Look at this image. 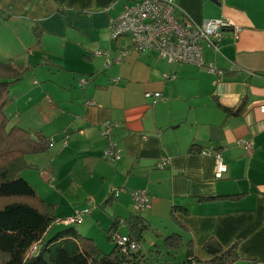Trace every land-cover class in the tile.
I'll return each instance as SVG.
<instances>
[{"label":"crops","instance_id":"0c3cea01","mask_svg":"<svg viewBox=\"0 0 264 264\" xmlns=\"http://www.w3.org/2000/svg\"><path fill=\"white\" fill-rule=\"evenodd\" d=\"M133 1L0 0V61H12L26 73L39 66L55 72L69 63L84 65L87 83H79L75 98H68L75 106L72 122L57 143L42 134L49 139L48 150L56 151L55 161L77 156L88 175L109 179L107 201L113 199L112 189L129 192L115 194L117 204L126 206L131 192H145L150 206L139 215L147 220L146 212L151 222L158 211L168 210L172 225L165 236L176 234L190 243L192 259L199 262L187 257L188 264L209 260L203 246L211 238L223 248L236 244L238 259L233 264H264V0H170L177 16L184 14L197 24L221 19L240 30L235 36L226 29L218 51L204 45L203 67L168 65L154 52H133L107 67L106 56L96 54L114 61L119 51L130 49L127 38L111 40L110 24ZM154 93L161 95L155 102ZM16 99L12 96V102ZM46 104L66 113L49 99ZM224 109L240 111L231 115ZM15 110L19 126L22 118ZM106 122L118 125L108 136ZM65 138L69 150H61ZM109 141L120 153L113 166L103 158ZM239 141L250 142L252 151L247 153ZM191 147L199 153H191ZM214 152L226 165L220 180L214 178ZM163 160L168 166L158 169ZM46 163L47 172L41 174L55 183L53 190L62 193L73 186L72 171L71 183L59 164ZM225 196L236 198L214 199ZM173 207L186 212L171 217ZM69 211L57 217H67ZM131 214L138 212L129 209L116 219L125 225Z\"/></svg>","mask_w":264,"mask_h":264},{"label":"trees","instance_id":"16d2710c","mask_svg":"<svg viewBox=\"0 0 264 264\" xmlns=\"http://www.w3.org/2000/svg\"><path fill=\"white\" fill-rule=\"evenodd\" d=\"M26 72V68L12 61H0V200L28 199L37 207L18 202L0 209V264H138L140 251L122 252L115 245L110 253L104 254L89 237L74 228L75 224L62 225L63 219L55 216L53 205L40 199L35 189L21 177L20 172L26 167L25 156L44 153L49 148V142L41 132L31 133L17 123L10 125L4 112L12 102L11 88L22 81ZM223 111L237 115L240 109ZM190 152L199 153V150L191 147ZM234 198L225 196L214 199ZM177 211L186 212L183 208L173 207L170 216L174 217ZM139 214H131L125 221L129 231L126 236L137 243L144 233L152 230L147 220ZM59 224L62 227L55 228ZM119 224L118 219L112 223L109 240H112L111 233ZM164 242L170 249L183 245L181 237L176 234L167 236ZM186 249L189 260L199 262L192 259L190 243L186 244ZM203 251L209 257L204 264H233L238 259L236 244L223 248L212 238L205 243Z\"/></svg>","mask_w":264,"mask_h":264},{"label":"rangeland","instance_id":"374dc122","mask_svg":"<svg viewBox=\"0 0 264 264\" xmlns=\"http://www.w3.org/2000/svg\"><path fill=\"white\" fill-rule=\"evenodd\" d=\"M50 67L52 68V66ZM85 68L84 65L78 67L69 63L65 65V71L58 69L56 71L53 70L55 72H50L46 67L39 66L33 73L31 71L26 73L21 84L10 91L11 99L12 96H18V99H16V102H11L4 109L10 125L17 123V116L15 117L14 114H16L15 109H18L20 118H22L19 123L20 127H29L31 131L41 129L42 134L50 138L48 140L51 142L60 140L63 132L66 131L65 128L72 122L71 112H73V107H75L71 105V101L68 98H75V95H77L76 89L79 88V83L81 85V82L84 81L83 78L87 76ZM33 82H37L39 85L34 86ZM47 99H49V103L51 102L53 107L58 104L60 109L66 110V113L49 108L46 104ZM73 102L74 105L80 104V102H75V100ZM12 107H15V109ZM52 145L54 143H51ZM65 145L67 144H64L63 140L61 150L66 148ZM66 150L69 149L66 148ZM51 152H53V149L44 153L25 156L26 167L20 172L21 177L35 189L40 199L56 208L55 216L60 215L63 210L70 209L71 211L67 213V217H61L63 220H68L74 217L76 212H84L86 210L88 214L83 215L81 218L83 221L76 223L74 228L85 237H89L104 254L110 253L116 244L113 240L108 239V232L118 214L125 213L129 209L135 211V204L131 200L132 198H128L130 201L128 206L125 205L126 202H121L119 205L115 194L120 192V190L112 189L111 191L116 193L114 192L113 199H108L107 201L108 191H110L109 179L88 175L84 161L77 156H68L62 159L59 164V162L55 161L57 158L56 151ZM47 160H50L54 165L55 162L56 165L59 164L58 168L64 175L66 174V181L71 183L72 178L69 175L72 171L76 177L73 186L65 188L62 193L53 190L55 183L47 182L41 174L43 171L47 172ZM104 163L111 166L115 164L107 161H104ZM131 177L134 178L135 175ZM120 182L122 181L117 180V183ZM121 192L123 196L129 195V192L125 189H122ZM18 202L37 207L34 202L28 199H1L0 209ZM145 213L143 215L149 220ZM62 225L59 224L55 228L59 229ZM150 225L152 230L144 233L143 238L138 242L141 250V259L138 264H188L187 241H182L183 245L178 249H170L165 245L164 239L167 237L165 235L169 233L166 229H168V225H172L168 219V210L158 211L157 216L151 220ZM114 233L126 236L129 231L125 225L119 224ZM114 233L111 234L114 235Z\"/></svg>","mask_w":264,"mask_h":264},{"label":"built area","instance_id":"2783aa9c","mask_svg":"<svg viewBox=\"0 0 264 264\" xmlns=\"http://www.w3.org/2000/svg\"><path fill=\"white\" fill-rule=\"evenodd\" d=\"M178 9L170 0H134L131 5L124 7L119 16L111 21L110 38L117 41L127 38L130 49L121 50L117 53L114 61L108 55L97 53V56L105 55V65L109 67L112 62L121 63L130 53L154 52L157 57L168 65L190 64L203 67V46L210 47L218 51V44L226 29H232L235 36L239 33V28L221 19L206 20L197 24L181 14L177 17ZM213 72L212 66L208 67ZM173 79V76L169 77ZM87 81H82L84 86ZM149 96V95H147ZM160 93H154V102L160 99ZM92 105V103H89ZM264 114V107L261 108ZM106 136L112 129L118 128L115 123L106 122ZM67 138V137H66ZM66 138L64 144H66ZM244 150L249 153L252 151L250 142L239 141ZM211 154L210 152L204 153ZM215 160L214 178L220 180L226 173V165L221 154H212ZM103 158L110 163H116L120 159V153L113 142H107L103 149ZM167 160L159 161L156 165L158 169L168 166ZM131 198L135 204V210L142 212L149 208L150 199L143 191L131 192ZM88 212H76L75 216L63 220L61 224L72 225L82 221V216ZM112 240L122 250V252L137 253L140 250L139 244L125 235H112Z\"/></svg>","mask_w":264,"mask_h":264}]
</instances>
